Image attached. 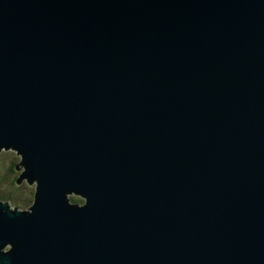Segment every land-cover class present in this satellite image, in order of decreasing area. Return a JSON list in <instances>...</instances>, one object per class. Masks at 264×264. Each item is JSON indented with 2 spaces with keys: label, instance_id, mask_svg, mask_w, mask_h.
<instances>
[{
  "label": "water",
  "instance_id": "obj_1",
  "mask_svg": "<svg viewBox=\"0 0 264 264\" xmlns=\"http://www.w3.org/2000/svg\"><path fill=\"white\" fill-rule=\"evenodd\" d=\"M0 145L4 264H264V0H0Z\"/></svg>",
  "mask_w": 264,
  "mask_h": 264
},
{
  "label": "clouds",
  "instance_id": "obj_2",
  "mask_svg": "<svg viewBox=\"0 0 264 264\" xmlns=\"http://www.w3.org/2000/svg\"><path fill=\"white\" fill-rule=\"evenodd\" d=\"M5 148L7 150H4ZM26 155L14 146L0 147V217L23 216L27 219L33 215L38 201L39 179L25 175L32 166V161L26 160ZM17 177L26 183L18 186ZM69 191L77 195L66 198V193ZM60 202L63 205L62 215H67L71 210L85 209L88 205V197L80 190L73 188L60 194ZM18 248L19 245L15 242L0 241V264H4L3 258L17 251Z\"/></svg>",
  "mask_w": 264,
  "mask_h": 264
},
{
  "label": "rangeland",
  "instance_id": "obj_3",
  "mask_svg": "<svg viewBox=\"0 0 264 264\" xmlns=\"http://www.w3.org/2000/svg\"><path fill=\"white\" fill-rule=\"evenodd\" d=\"M24 183V182H23ZM74 196H76V195H74V194H69L67 197L68 198H71V197H74Z\"/></svg>",
  "mask_w": 264,
  "mask_h": 264
},
{
  "label": "flooded vegetation",
  "instance_id": "obj_4",
  "mask_svg": "<svg viewBox=\"0 0 264 264\" xmlns=\"http://www.w3.org/2000/svg\"><path fill=\"white\" fill-rule=\"evenodd\" d=\"M24 183H26V182L24 181ZM24 183H22L21 185H23Z\"/></svg>",
  "mask_w": 264,
  "mask_h": 264
},
{
  "label": "bare ground",
  "instance_id": "obj_5",
  "mask_svg": "<svg viewBox=\"0 0 264 264\" xmlns=\"http://www.w3.org/2000/svg\"><path fill=\"white\" fill-rule=\"evenodd\" d=\"M67 195H69V194H67Z\"/></svg>",
  "mask_w": 264,
  "mask_h": 264
}]
</instances>
